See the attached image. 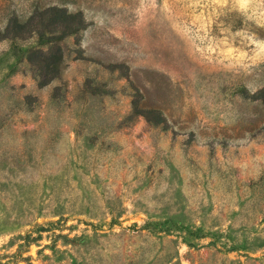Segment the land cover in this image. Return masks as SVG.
I'll return each mask as SVG.
<instances>
[{
	"label": "rangeland",
	"instance_id": "374dc122",
	"mask_svg": "<svg viewBox=\"0 0 264 264\" xmlns=\"http://www.w3.org/2000/svg\"><path fill=\"white\" fill-rule=\"evenodd\" d=\"M0 264H264V0H0Z\"/></svg>",
	"mask_w": 264,
	"mask_h": 264
},
{
	"label": "trees",
	"instance_id": "16d2710c",
	"mask_svg": "<svg viewBox=\"0 0 264 264\" xmlns=\"http://www.w3.org/2000/svg\"><path fill=\"white\" fill-rule=\"evenodd\" d=\"M58 13H60L61 17L63 19H65V21L69 22L70 23V26H69V31H73L75 29H77L81 23V19H79V12H76L74 14H66L63 9H56ZM71 24H73L74 26H71ZM59 51H60V48L56 47V50H55V55H53V57H51V59L49 58H46L44 55V53H39V54H42L43 59H42V64H41V67H46L48 68L49 66H51V64H55L57 62V60H59ZM49 80V78H43L40 80V85H43L45 83H47ZM152 110H138L137 108H135L134 110V113L135 114H140V115H143V117H145V119L147 121H150V119L148 117H146V114L147 113H151Z\"/></svg>",
	"mask_w": 264,
	"mask_h": 264
}]
</instances>
